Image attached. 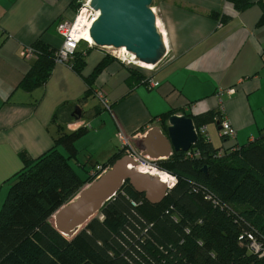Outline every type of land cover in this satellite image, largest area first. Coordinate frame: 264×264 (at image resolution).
<instances>
[{
	"label": "crops",
	"instance_id": "crops-1",
	"mask_svg": "<svg viewBox=\"0 0 264 264\" xmlns=\"http://www.w3.org/2000/svg\"><path fill=\"white\" fill-rule=\"evenodd\" d=\"M72 1L0 0V208L22 167L19 154L35 158L46 152L55 128L86 127L75 146L77 156L87 151L91 166L118 150V131L134 135L136 146L152 127L165 134L173 114L193 119L214 111L227 118L236 130L232 139L219 136L217 119L206 123L207 138L223 149L245 145L264 132V24L258 25L257 0L239 12L225 0H153L167 54L149 72L136 73L116 60L99 73L93 86L105 94L110 112L94 93L86 94L83 78L65 63L55 62L44 84L18 87L36 59L24 58L22 49L36 40L57 49L62 38L56 26L73 19ZM87 49L84 75L102 58L95 46ZM146 77L152 87L142 82ZM90 98L96 103L90 105ZM154 141L165 143L159 133ZM98 151L107 159L93 160Z\"/></svg>",
	"mask_w": 264,
	"mask_h": 264
},
{
	"label": "trees",
	"instance_id": "trees-1",
	"mask_svg": "<svg viewBox=\"0 0 264 264\" xmlns=\"http://www.w3.org/2000/svg\"><path fill=\"white\" fill-rule=\"evenodd\" d=\"M225 1L239 12L255 0ZM257 2L262 8L258 25H262L264 0ZM70 7L75 16L80 0ZM31 47L36 59L18 84L23 90L44 84L55 63L56 48L41 40ZM87 51H74L69 66L83 78L86 94L91 95L99 73L119 60L106 54L84 75ZM149 80L142 82L149 87ZM216 114L209 111L192 120L198 128L220 121ZM86 131L85 126L69 132L58 129L46 152L35 158L19 154L22 167L0 208V264H264V255L249 248L247 237L252 235L264 248V132L229 149L214 147L199 135L191 147L200 152L199 157L173 152L157 162L159 169L176 178L160 203L150 204L124 182L93 218L68 237L54 228L55 212L94 179L91 169L108 168L124 155L118 147L106 162L92 165L80 177L70 161L76 160L75 143Z\"/></svg>",
	"mask_w": 264,
	"mask_h": 264
},
{
	"label": "water",
	"instance_id": "water-1",
	"mask_svg": "<svg viewBox=\"0 0 264 264\" xmlns=\"http://www.w3.org/2000/svg\"><path fill=\"white\" fill-rule=\"evenodd\" d=\"M153 0H90L96 17L89 27V36L96 47L125 49V54L138 62L155 66L166 55V44L157 29L151 10ZM133 59V58H132ZM192 118L173 114L168 117L166 133L152 127L137 141L136 147L152 158H167L171 152H185L198 140ZM159 133L165 143L154 141ZM135 162L123 155L103 173L85 185L68 203L53 215L54 228L63 236H74L93 218L102 205L127 182L143 194L150 204H158L165 197L168 186L158 176L142 173ZM206 168L203 167L202 170Z\"/></svg>",
	"mask_w": 264,
	"mask_h": 264
},
{
	"label": "built area",
	"instance_id": "built-area-1",
	"mask_svg": "<svg viewBox=\"0 0 264 264\" xmlns=\"http://www.w3.org/2000/svg\"><path fill=\"white\" fill-rule=\"evenodd\" d=\"M89 2H90V0H81L80 1V7H79L78 11L76 12L73 19L61 20L60 22L57 23L56 30H57L58 34L61 36L62 41H61V45L57 48V51L55 54V62L65 63L69 66V64H70L69 60L72 58L74 51L77 50L80 43L84 42V43H87L89 46H93V44H91L85 40V35L87 34L86 29H84L82 25L77 24L80 17L83 20V22H85V25H86V23L93 21L94 18L96 17V16H94L96 12L92 8H90ZM151 10L155 15L153 7H151ZM156 26H157V29L162 33V36H163V32L158 27L157 20H156ZM88 30H89V28H88ZM166 54H167V52H166ZM21 55L24 58H30V57L35 55V52L31 46H27V47H24L22 49ZM115 57L121 63L129 64L130 62H133L132 61L133 59L129 58L125 54V52H121L120 55H117ZM148 85H149V87L153 86L152 80L148 81ZM94 95L98 99L102 108H104L105 110L110 112L111 111L110 104H109L105 94L103 93V91L101 89H95ZM218 125H219V129H218L219 136H224V137H227L230 139L235 138L236 130L234 129V127L231 125V123L229 122V120L227 118H221ZM195 130H196V133L198 136L202 135L207 140H209L207 138V125L206 124H203V125L199 126L198 128H195ZM117 139L119 141V147H120V149H122L123 154L127 155L128 157H130L135 162V164H136L135 168L137 170L143 169L147 172L149 171L148 174H150V172H154V171L165 172V171L158 168L157 162L159 160H161L160 158H152V157L146 155L145 153H143L142 150L138 149L134 145V139H135L134 135H127L124 132L118 131ZM191 147L187 151L184 152L185 157L186 158L199 157L200 152L198 150L191 149ZM218 154H220V152ZM106 169L107 168L102 169L100 165H96L95 168H93L89 171V174L94 175V179H95L101 173H103ZM142 173H144V172H142ZM167 174H169V173H167ZM169 175H171V174H169ZM172 179H173V185H174L176 182V178L174 176H172ZM168 188H171V187H168ZM207 197L209 198L210 196H207ZM132 204L135 205L134 202H132ZM247 237L249 239V244H248L249 248L256 253H259V255H264V248H262L261 244L257 243L254 240V238L252 237V235L247 234Z\"/></svg>",
	"mask_w": 264,
	"mask_h": 264
},
{
	"label": "rangeland",
	"instance_id": "rangeland-1",
	"mask_svg": "<svg viewBox=\"0 0 264 264\" xmlns=\"http://www.w3.org/2000/svg\"><path fill=\"white\" fill-rule=\"evenodd\" d=\"M81 1V0H80ZM75 13V12H74ZM72 18H74V14L72 16ZM94 46V45H93ZM89 47V45L87 43H80L79 47L77 48V50H79L80 52H85L86 49ZM97 50H99L101 53H102V57L106 54H109L111 56H117V55H120L121 52H119V50H115L113 48H110V47H96ZM117 59V58H116ZM119 62V61H118ZM125 64V63H123ZM128 65L130 66H133L135 68H137L138 70H140L141 72H149V68H151L152 65H148V64H144V63H141V62H137L136 60L133 62H130ZM153 68V67H152ZM151 68V69H152ZM88 103L90 105H93L96 103V101L92 98H90L88 100ZM100 105V104H99ZM65 131V130H64ZM53 132L54 133H57V129H53ZM222 143V140L220 138H218V142L216 143V145H220ZM99 149V148H98ZM103 150V149H102ZM101 151V150H100ZM96 153V154H92L93 156V160H96V159H99L98 161H104L106 160L107 158H103L102 156L103 155H100L99 152ZM92 152V150H91ZM105 152V149L103 150V152L101 153H104ZM94 153V152H92ZM87 151L86 150H82L80 153H78V156L76 158V160H71L70 161V164L72 165V167L75 169V171L79 174L80 177H85L86 173L91 169V164L90 162H88L87 160ZM104 159V160H102ZM78 160V161H77ZM92 161V160H91ZM13 183L10 182L9 185H11ZM51 222L54 223V217L51 218ZM72 237V236H71Z\"/></svg>",
	"mask_w": 264,
	"mask_h": 264
},
{
	"label": "bare ground",
	"instance_id": "bare-ground-1",
	"mask_svg": "<svg viewBox=\"0 0 264 264\" xmlns=\"http://www.w3.org/2000/svg\"><path fill=\"white\" fill-rule=\"evenodd\" d=\"M97 15V12L95 13V15L94 16H96ZM91 23H92V21L91 22H88V23H86V25H85V22H83V20L81 19V17L79 18V20H78V25L80 24V25H82L83 26V28L84 29H86V31H87V34L85 35V40L87 41V42H89V43H92L93 44V41H92V39L90 38V36H89V30H88V28L90 27V25H91ZM119 51L121 52H126L125 51V49L124 48H120L119 49ZM133 58V63H134V61H135V59H134V57H132ZM138 62V61H137ZM153 66H151V68H152ZM150 68V69H151ZM141 172H144V173H149V171L147 172V171H145V170H143V169H139ZM150 174L151 175H154V176H158L159 178H160V180L163 182V183H165L168 187H172L173 186V179H172V177L169 175V174H167L166 172H157V171H154V172H150ZM54 224V223H53Z\"/></svg>",
	"mask_w": 264,
	"mask_h": 264
},
{
	"label": "clouds",
	"instance_id": "clouds-1",
	"mask_svg": "<svg viewBox=\"0 0 264 264\" xmlns=\"http://www.w3.org/2000/svg\"><path fill=\"white\" fill-rule=\"evenodd\" d=\"M152 7V6H151ZM219 122V121H218Z\"/></svg>",
	"mask_w": 264,
	"mask_h": 264
}]
</instances>
